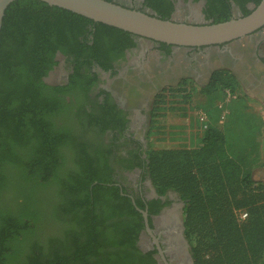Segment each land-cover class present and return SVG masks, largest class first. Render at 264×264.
<instances>
[{
	"label": "trees",
	"instance_id": "obj_1",
	"mask_svg": "<svg viewBox=\"0 0 264 264\" xmlns=\"http://www.w3.org/2000/svg\"><path fill=\"white\" fill-rule=\"evenodd\" d=\"M144 3L169 19L172 0ZM249 12L244 9V15ZM227 20L224 12L213 23ZM87 25L93 39H129L127 31L40 0H14L4 10L0 264H157L156 250L143 252L136 245L144 206L112 185L105 156L92 142L111 123L72 110L89 86L77 75L78 65L66 85L42 80L57 65L56 53L79 57L77 36ZM191 84L184 79L163 89L155 114L186 108L168 103L184 104L206 114V127L196 120L190 145L148 144V176L159 194L170 189L183 202V234L193 264H264V181L252 177L263 164V121L229 70L212 72L197 89ZM66 95L75 101L66 102ZM151 122L148 137L158 129Z\"/></svg>",
	"mask_w": 264,
	"mask_h": 264
},
{
	"label": "flooded vegetation",
	"instance_id": "obj_2",
	"mask_svg": "<svg viewBox=\"0 0 264 264\" xmlns=\"http://www.w3.org/2000/svg\"><path fill=\"white\" fill-rule=\"evenodd\" d=\"M111 1L156 16L145 0ZM172 2L169 19L189 24H211L224 12L228 20L237 19L245 16L244 9L251 12L259 4L255 5L253 0ZM86 29L77 36L80 51L77 59L56 53L57 65L62 62L67 70L61 80L46 81L57 65L42 80L49 85H66L78 65L77 75L85 77L84 86H89L72 110L81 108L111 123L92 142L105 156L112 185L121 195L131 198L133 204L136 201L142 204L147 214L151 235L143 225L137 247L143 252L156 250L153 254L156 263L163 264L154 237L167 264H192L189 245L181 230L183 202L173 190L159 194L145 168L147 137L157 94L184 79L205 86L211 73L222 69L229 70L243 89L247 85L257 94L264 84V25L243 37L206 46L174 45L134 34L129 39L104 34L93 39L92 26L87 25ZM128 42L133 45L127 46ZM64 98L66 102L75 101L69 95ZM154 210L155 213L151 212Z\"/></svg>",
	"mask_w": 264,
	"mask_h": 264
},
{
	"label": "water",
	"instance_id": "obj_3",
	"mask_svg": "<svg viewBox=\"0 0 264 264\" xmlns=\"http://www.w3.org/2000/svg\"><path fill=\"white\" fill-rule=\"evenodd\" d=\"M14 0H0V26L4 10ZM87 17L95 22L107 24L134 35L182 46H206L227 42L252 33L264 25V0L252 11L240 18L211 24H189L157 16L138 9L128 8L107 0H40ZM144 227L151 235L146 211L139 210ZM183 231V225H181ZM163 264H167L158 247ZM193 264V263H192Z\"/></svg>",
	"mask_w": 264,
	"mask_h": 264
},
{
	"label": "rangeland",
	"instance_id": "obj_4",
	"mask_svg": "<svg viewBox=\"0 0 264 264\" xmlns=\"http://www.w3.org/2000/svg\"><path fill=\"white\" fill-rule=\"evenodd\" d=\"M66 71V66L62 62H59L55 69L47 75L46 81L50 83L59 82ZM191 86L195 87L196 89L199 87V85L196 83H192ZM261 86L263 89L258 90L257 94L247 85L244 89L240 85L238 92L245 94L250 109L253 112L259 114L263 121V135L261 142V158L263 159V164L253 170L252 177L255 180L264 181V84ZM156 122L159 125L157 132L153 133L152 136L147 137L148 144L151 146H156L155 143L158 141L161 143H164V141H168L169 143L171 142L170 146H178V144L175 143L178 141H182L190 145L191 137L187 138V135H190L191 131H193L192 126H197L196 119L193 114L187 119L179 116L177 111L172 109L166 110V113L163 115V117L156 120ZM151 131L152 130L150 128L149 132Z\"/></svg>",
	"mask_w": 264,
	"mask_h": 264
},
{
	"label": "built area",
	"instance_id": "obj_5",
	"mask_svg": "<svg viewBox=\"0 0 264 264\" xmlns=\"http://www.w3.org/2000/svg\"><path fill=\"white\" fill-rule=\"evenodd\" d=\"M166 89V88H165ZM168 93H170L169 91H167V90H165L162 94H168ZM226 94H227V96L229 95V93L228 92H226ZM168 99H170V101H174L175 99L174 98H172V97H170V98H168ZM173 99V100H172ZM169 101V102H170ZM168 105H177V106H184V107H186L185 109H182V110H176L177 111V113H178V115L179 116H181V117H183V118H189V116H192V114H193V116L195 117V119L200 123V125L203 127V128H205L206 127V120H207V117H206V114L202 111V110H193V109H189L187 106H185L184 104H179V103H172V104H169L168 103ZM166 113V110L165 111H162V112H157V114H155L154 115V119L155 120H158V119H161L162 117H163V115ZM224 114V113H223ZM223 114H222V117H223ZM156 125L157 126H159L158 125V123L156 122ZM189 137V135H187V138ZM185 141H187V140H185ZM176 144H178L179 146L180 145H188V143H184V142H182V141H178V142H175ZM156 144V146H163L164 144L165 145H169L170 146V144H171V142L169 143L168 141H164V143L162 142H160V141H158L157 143H155ZM175 146H177V145H175ZM170 147H173V146H170ZM245 216V214H242L241 215V217H244Z\"/></svg>",
	"mask_w": 264,
	"mask_h": 264
},
{
	"label": "bare ground",
	"instance_id": "obj_6",
	"mask_svg": "<svg viewBox=\"0 0 264 264\" xmlns=\"http://www.w3.org/2000/svg\"><path fill=\"white\" fill-rule=\"evenodd\" d=\"M180 251V250H179Z\"/></svg>",
	"mask_w": 264,
	"mask_h": 264
}]
</instances>
